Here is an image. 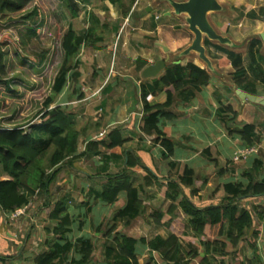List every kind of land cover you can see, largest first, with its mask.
<instances>
[{"label":"crops","instance_id":"obj_1","mask_svg":"<svg viewBox=\"0 0 264 264\" xmlns=\"http://www.w3.org/2000/svg\"><path fill=\"white\" fill-rule=\"evenodd\" d=\"M75 1L81 6L82 11L84 9V15L80 13L79 18L73 22L77 23V20L84 19L86 24L80 25L78 23L79 26L76 27L74 23V26H70L78 34H85L93 30L98 37L103 38V41L97 42L94 46H84L81 52L94 50L98 54H103L105 51L110 53L109 50L112 49L115 41L116 48L118 42H122L119 55L116 52L112 55L113 60L116 57L114 62L100 61L101 63H98L97 66L100 71L92 76L88 84L83 83L84 81L81 80L83 60L79 58L77 72L80 73V77L69 80L68 87L71 84L76 86L75 89L84 84L88 86V88L83 89V92L88 95L86 94L81 101L73 98L76 101L72 103L73 105L82 101H87L86 105H88L93 100H101L102 109L107 105L110 107L109 112L104 115L101 123L102 127L99 128L96 135L89 130L91 125H88V137L90 138H85V144L89 140L104 139L116 128L121 130L122 136L128 140V143L124 147L107 151L105 157H89L74 163L72 168H65L70 171H68V176L66 175L62 179L59 176L65 169L57 175L58 178L53 185V187L56 185L57 189L51 192V196L53 200L66 197L69 212L73 217L71 230L67 234V242H71L76 246L83 240L92 242L95 245L93 235L87 232L93 227L88 222L90 216H93L94 213L96 214L95 220L102 221L101 213L107 214V211L110 210L112 211V225L117 212L125 207L126 195L124 193L122 194H124L125 200L121 201L120 196L122 194H120L115 204L104 206L100 204L102 202L97 200L96 196L101 193L104 185H106L108 175L114 176L123 169L129 152L133 153L142 165L137 170V175L133 176L132 179V184L135 187L144 186L149 178L146 170L155 177L152 180L153 185L144 186L143 191L140 193L146 208L145 216L147 217L159 211L160 207L158 208L157 203L166 200L168 195L167 183L170 181L180 182L186 174L189 177L191 175L188 174H192L190 179L194 182L192 186H183V192L199 207L219 203L215 200L213 194L220 185L226 183L248 185L251 178H247L246 173L250 171L255 170V180L264 184V136L261 142L256 144L259 149L256 155L251 156L245 162L235 163L233 161L235 154L245 148L237 131L247 124L243 115L248 104L251 103L248 100L243 101L237 95V90L245 91L237 86L236 83L239 79L242 80L245 77L246 82L243 85L255 92V96L262 98V103L252 104L256 106L255 125L262 128V124H264V84L261 76L256 71V66L251 61V53L253 52L256 63L264 69V41L262 39L264 20L252 16L254 13L259 15L260 11L264 9V0H218L220 4L228 5L231 12L227 15L225 13H215L214 17L210 15V22L218 34L229 37L236 47H225L217 43H213V45L206 44L208 40H205L204 46L207 56L212 61L215 72H211L197 55L185 57L186 59L178 64L185 67L189 63H193L206 70L211 79L206 86L179 95L178 98L176 97L171 108V112L175 117L172 120L162 119L160 125L169 133V137L174 143V155L171 158H168L162 147L154 142V136H145L141 133V124L145 119L142 86L153 84V79H143L142 74L147 67L154 65L159 60L167 61L173 56L176 57L192 44L193 40L189 36L180 38L175 36L174 28H177L176 31H180L179 28L183 29L179 22L181 18L177 17V19L172 15L166 16V13L171 12V10L161 12L156 9L153 4L157 0ZM165 39L168 40L169 45L167 43L166 45L161 44V41ZM254 42L258 44L252 50L250 47ZM164 47L171 51L170 55L166 57L162 55L165 51ZM229 55L233 56L235 60L229 62L226 66H221V61L227 59ZM236 58L241 60L239 63L241 65L238 67H236ZM175 63L176 60L170 65H177ZM111 69L114 70L110 73ZM241 69H244L245 73H239L238 71ZM163 75L161 74L156 79L161 78ZM68 87L60 95L62 98L68 91ZM167 100L168 95L165 91H157L147 97V101L151 106L163 105ZM67 104L71 105L70 103H64L61 107ZM227 108H231V110L228 112ZM68 112L77 116L79 125L80 116L77 111L70 108ZM95 122H99V118H96ZM200 123H203V125L201 126ZM102 133H105L104 138H99ZM90 160L91 162H86ZM83 165L86 170L81 169ZM80 174L81 177H79ZM2 176L0 169V177ZM139 180L141 181L139 182ZM76 181L78 185L75 184ZM98 182L101 186L97 184ZM61 185L66 190L59 188ZM159 185L164 187L162 193L160 188L158 190ZM38 197L40 195L36 199ZM43 201L44 204V198ZM115 205L114 209L113 206ZM244 205L248 209L258 207L264 210V197L250 198ZM36 207L38 205L35 200L30 204L25 215L14 219L0 208V264H35L36 256L43 252L36 249L35 247H41H38L39 244L32 241L34 236L31 229H33V226H36L34 230L40 229L39 216H37V213H35V217L32 216L30 226L26 219L31 216L30 210L33 208L37 212ZM96 207L100 210L97 211ZM37 209L42 210L43 208L39 207ZM177 215H182L185 219V215L180 209ZM145 216L139 217L131 223L122 222L119 227L120 233L136 240L145 237L139 235L143 234L144 225L139 227L134 225L140 219H143V224H145ZM178 219L181 220L180 216ZM254 227L255 231H260V237L256 240V249L261 261L260 264H264V220L260 222L255 219ZM99 228L97 226L96 230ZM126 230H128V233L125 232ZM163 231L158 232L156 236L166 238L169 232ZM25 237L26 239L23 241ZM44 242V245H46L47 240ZM111 242L110 237L105 239L103 242L104 254L100 257L99 263L97 261L98 254L95 253L91 264H105V245ZM40 245H42L41 242ZM75 246L68 256L60 259L59 264L78 263L80 257L76 253ZM139 251L141 253L143 251L149 252L151 264H158L155 259V255L158 254L141 246ZM245 252L243 249L244 256L248 257L249 260L253 258V250L248 249L247 255H245ZM203 256L204 252L201 250L200 257L197 258L200 259L198 264L201 263ZM246 257L244 258L246 259ZM159 258L165 263L160 256ZM139 262L143 264L140 259Z\"/></svg>","mask_w":264,"mask_h":264},{"label":"trees","instance_id":"obj_2","mask_svg":"<svg viewBox=\"0 0 264 264\" xmlns=\"http://www.w3.org/2000/svg\"><path fill=\"white\" fill-rule=\"evenodd\" d=\"M35 1L37 0H0V22L4 17L23 12ZM59 1L71 20L79 18L82 9L75 0ZM252 16L264 20V9L259 15L254 13ZM37 19L36 10L24 17L25 21L32 23H36ZM34 32L36 34V29ZM101 41L103 38L98 37L93 30L78 34L72 26H69L61 40L63 52L61 67L54 80L52 94L44 102L39 123H31L28 128L24 126L0 128V169L2 177L7 178L4 180L0 177V208L11 216L30 206L38 195L44 197L47 207H51L48 218L53 228L47 229V233L49 236L52 234L53 239L47 240V249L36 256L35 264H59L60 259L68 256L75 246L67 242V234L73 224L68 199L64 197L53 201L51 196V189L57 175L64 167L72 168L74 163L89 157H105L107 151L124 147L128 143V140L122 136L121 130L116 128L105 138L103 137L104 139L89 140L85 150L80 152L82 138H90L88 128L80 127L77 116L67 112L63 107L57 106L52 109L57 98L67 89L69 80L80 77V73L77 72L78 58L83 47L94 46ZM206 44L213 45L209 40ZM257 44L252 43L250 49L253 50ZM227 57L221 61V66H226L235 60L231 55ZM44 58L45 55L41 56L39 64ZM5 59L6 53L0 48V86L12 92ZM240 61V58H236V67L241 65ZM251 61L256 66V71L264 84V69L256 63L253 52ZM238 72L245 73L244 69ZM210 79L211 76L206 70L193 63L185 67L172 64L166 66L161 78L153 79V84L142 86L145 119L141 124V133L145 136H154V142L162 147L168 158L174 155V143L169 133L161 127L162 119L172 120L175 117L171 108L176 97L206 86ZM245 80V77L242 80L239 79L237 86L255 95V92L243 85ZM157 91H165L168 100L163 105L151 106L147 97ZM255 107L252 103L248 104L243 115L247 124L237 131L245 148L256 146L264 136V124L260 128L254 122ZM226 110L229 112L231 108ZM140 166L142 167L140 160L129 152L123 169L114 176L108 175L106 185L96 196V199L102 203L112 205L118 201L120 194L126 195L125 207L117 212L112 225L104 234L105 238L112 237V242L105 245V264H140V246L158 254L167 264H191L200 257L201 250L204 256L200 264H219V259L224 262L222 264H225L228 257L235 255L236 262L246 264L247 260L242 252L246 244L254 252L248 264L261 263L256 249V240L260 237V231L254 230V224L255 219L260 222L264 220V210L258 207L248 209L244 205L245 200L264 197V184L255 180V170L246 173V177L251 178L248 185L226 183L217 187L213 196L219 203L204 207H199L184 194L183 186H192L194 182L190 179L192 174H188L191 175L190 177L186 174L180 182L167 183L168 195L165 205L158 212L146 217V208L140 193L144 186L153 185L152 180L155 177L146 170L149 178L144 186L135 187L132 179L137 175ZM159 187L164 188L161 185ZM179 209L185 215L183 223L177 216ZM143 216H145L143 230L149 232L155 227L169 232L168 236L166 238L159 235L151 238L145 236L136 240L120 233L119 227L122 222L131 223ZM97 231L102 232L99 229ZM249 233L252 234L250 239H248ZM182 238L187 241V244L183 243ZM229 246L235 251L230 252ZM75 249L80 257L77 264L92 263L96 253L92 242L82 240Z\"/></svg>","mask_w":264,"mask_h":264},{"label":"rangeland","instance_id":"obj_3","mask_svg":"<svg viewBox=\"0 0 264 264\" xmlns=\"http://www.w3.org/2000/svg\"><path fill=\"white\" fill-rule=\"evenodd\" d=\"M153 6L161 12H165L166 10L172 11L171 6L166 0H157L153 4ZM222 6L225 8V12H223L222 14L225 13L227 15V13L231 12V10H229L228 5ZM34 10H36L38 13L37 22L32 23L30 21H25L24 17L27 16L29 13L33 12ZM83 11L81 12V14L83 13L84 15ZM214 14H211V16L214 17ZM173 17L177 18L176 16ZM73 21L74 20L70 19L66 10L62 8V5L60 4L59 0H37L34 3L30 4L29 7L23 12L4 17L3 20L0 22V48L3 50L4 53H6L5 63L7 67L8 79L13 90L11 92L4 86H0V128H13L18 126H24L28 128L31 123H39V115L44 109L45 100L52 94V86L63 60V52L61 49L62 37L70 25L74 26L75 22ZM77 21L78 22L75 23L76 27H78L79 24H86L84 19L81 21ZM179 22L182 25L183 29L179 28L180 31H176L177 28H174L176 38L189 36L192 40H194V35L189 31V27L185 20L181 18ZM33 28L36 29V34ZM166 43L167 45L170 44L166 39L164 41H161V44L163 45H166ZM115 44L116 41L112 49L109 50L111 54L108 53V51H105L103 54H98L94 50H91V52H87V50L81 52L79 59L83 60V67L81 69V80L84 81L83 83L88 84L92 76L97 73V71H100L97 68L98 63H101L100 61L114 62L116 57L113 60L112 55L114 52L119 55V51L122 48V42H118L117 48ZM170 53L171 51L169 49L168 51H164L162 55L166 57L167 55H170ZM181 53L182 52H180L176 57L173 56L172 58L167 59L168 65H170L173 61L177 60ZM43 55H45V58L43 62L39 64L41 56ZM194 55L195 54H191L187 57H194ZM186 58H180V61H183ZM113 70L114 69H111L109 72L111 73L113 72ZM164 72L165 70L161 74H164ZM85 84L83 86L77 87V89H75L76 86L74 84L69 85L68 91L65 93V95H63V98L61 96L57 98L55 105L52 106V109L59 105L61 106L64 103H70L71 105L67 104L68 106L65 105L62 107L67 112L70 110V108L75 109L78 115L80 116L79 126L83 128H88V125H91L89 130L93 131V134L96 135L99 132V128L102 127V119L104 115L109 112L110 107H108L107 105L105 107L106 109H102L103 105L101 100H93L88 105H86L87 101H82L77 104L74 103L75 105H73L72 103L76 102L73 98H77V101H81L85 98V95L87 93L85 94L83 92V89L88 88V86ZM96 118H99V122H95ZM200 124L201 126L203 125V123ZM85 147V138H82V141L79 146V151L83 152V149L85 150ZM86 162H91V160ZM81 169L86 170V168H84V165ZM68 171L70 170L65 169V171L62 172L59 178L62 179L63 177H66ZM79 177H81V174ZM79 177H77V179H79ZM140 181L141 180H139V182ZM75 184L78 185V182L76 181ZM97 184L101 186L100 182H98ZM63 185L59 186V188L66 190L65 188H63ZM159 188L160 192L162 193L163 188L158 187V190ZM56 189L57 188L55 185V187L51 189V192L56 191ZM43 198L44 197L40 195L38 199H34V201L36 200V204L38 205V207H36L37 212H35V208H33L32 210H30V213H32L31 216L26 219L28 220L27 222L30 226L32 224V216L35 217V213H37V216H39L38 221H40V229L34 230L36 226H33V229H31L32 234L34 236L32 241L36 242V244H39L38 247H41H35L36 249L45 251L47 249V246L44 245V241H50L53 239L52 234L49 236V234L47 233V229H52L53 224H51L48 218V215L51 212V207H47L45 203L43 204ZM120 199L121 201L125 200L124 194L120 196ZM165 202L166 201H161L157 203L158 208L164 206ZM245 203L246 200L244 204ZM100 204L102 206L106 205L102 203ZM39 207H42L46 211L44 210V212L42 211L43 209H37ZM115 207L116 205L113 206L114 209ZM96 208L97 211L100 210L98 209V207ZM111 213L112 211L110 210L107 211V214L101 213V219H103L102 221L95 220L96 214L94 213L93 216L91 215L90 219H88V222L93 227H91V230L87 232L93 235L94 237L95 248L97 250L96 253L98 254V263L100 257L104 254L103 242L106 239L104 237V234L111 225ZM177 216L178 218L180 216L181 220L179 221L183 223L184 219L182 215ZM99 225L103 226L100 227ZM134 225H137V227L143 226V219H140ZM97 226L98 228L100 227L99 230H101L102 232H98L96 230ZM125 232L128 233V230H126ZM142 232L143 234L139 235H144L151 238L155 236L158 232L164 231H157V229L152 228L149 230V232L145 231V229ZM251 235L252 234L249 233L248 239L252 237ZM30 237L31 235L29 236V238ZM110 238L112 239V237ZM25 239L26 237L23 241H25ZM182 241L184 244H187V241L184 238H182ZM40 242L42 245H40ZM243 249L246 251L245 255H247V250L251 248H249V246L246 244L243 246L242 252ZM228 250L230 252L235 251L231 246H229ZM155 259L158 264H165L161 261L158 255H155ZM149 260V252L143 251L140 256V261L143 264H146L149 262ZM246 260V264H248V257H246ZM199 261L200 259H197L196 262L192 264H198ZM222 263L224 262L219 259V264ZM225 264H239V262H236V255L234 257H228L225 260Z\"/></svg>","mask_w":264,"mask_h":264},{"label":"water","instance_id":"obj_4","mask_svg":"<svg viewBox=\"0 0 264 264\" xmlns=\"http://www.w3.org/2000/svg\"><path fill=\"white\" fill-rule=\"evenodd\" d=\"M171 6L172 11L167 12L166 16H176L185 20L189 27V31L194 35L192 44L184 50L175 64H180V58H185L191 54H195L199 59L206 64L207 68L211 72H215L212 61L207 56V51L204 46L205 40H209L212 43H217L221 46L234 48L236 45L229 37H223L217 33L212 26L209 16L214 13H223L225 8L220 4L218 0H187L178 2L176 0H166ZM264 41V34L262 35ZM165 51H168L165 48ZM168 62L165 60H159L154 65L147 67L142 77L143 79H155L158 78L161 73L166 69ZM237 95L243 101H249L254 104L261 102V97L249 94L242 90H237Z\"/></svg>","mask_w":264,"mask_h":264},{"label":"built area","instance_id":"obj_5","mask_svg":"<svg viewBox=\"0 0 264 264\" xmlns=\"http://www.w3.org/2000/svg\"><path fill=\"white\" fill-rule=\"evenodd\" d=\"M105 136V133H102L99 138H102ZM259 149L258 147L254 146V147H251V148H244V149H241L240 151H238L234 158H233V161L236 163V162H245L247 161L251 156L253 155H256L258 153ZM29 209V206L28 207H25L23 208L22 210H19L17 211L16 213L12 214L11 215V218H18L20 216H23L25 215L26 211Z\"/></svg>","mask_w":264,"mask_h":264}]
</instances>
